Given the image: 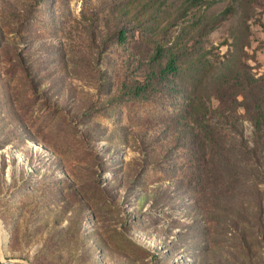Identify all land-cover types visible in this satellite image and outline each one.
Wrapping results in <instances>:
<instances>
[{"label":"rangeland","instance_id":"rangeland-1","mask_svg":"<svg viewBox=\"0 0 264 264\" xmlns=\"http://www.w3.org/2000/svg\"><path fill=\"white\" fill-rule=\"evenodd\" d=\"M212 1L0 0L1 260L264 264V118L226 95L192 123L179 79L128 93L142 39H158L141 16L152 2L174 35L227 9L202 48L216 71L264 79V0ZM127 11L126 43L102 48L92 32Z\"/></svg>","mask_w":264,"mask_h":264},{"label":"trees","instance_id":"trees-1","mask_svg":"<svg viewBox=\"0 0 264 264\" xmlns=\"http://www.w3.org/2000/svg\"><path fill=\"white\" fill-rule=\"evenodd\" d=\"M212 2V0H182L186 12L191 9L198 11L203 6L207 8ZM149 3L146 2V4ZM162 6L155 2L142 6L148 9L141 15H145L147 23L145 27L153 30L152 34L158 39L151 37L142 39L149 48L142 60H138L142 69L141 74L129 76L131 78L128 79V93L137 99H147L149 94L158 90L164 83L168 84L179 79L182 84L181 91L188 102L186 116L192 123H199L201 118L209 115L213 106L212 101H224L226 95L242 97L243 107L249 113L248 118H264L263 77H256L250 73L246 69L248 67L246 63L240 65L225 63L220 65L221 70L216 71V67L202 48L201 38L216 28L224 19L227 9L211 15L202 11L194 12L187 18L189 23L182 26L174 35L168 28L157 30L160 20L168 17L165 13L168 8H162ZM160 13H162L161 16ZM122 17L115 22L112 21L111 24L105 19L102 21L104 32L100 31L98 35L92 32L93 37L103 38H100L103 40L102 48L106 49L112 43H126V33L131 28L126 26L125 19L128 17L132 19L135 14L129 16L127 11ZM197 45H199L198 48H195ZM254 126L259 129L258 121L254 122ZM258 143L263 150L264 138L258 136ZM249 152H251L250 149ZM222 155L220 161H226L225 165L230 164V158L226 154ZM253 160L255 164H258L257 156H254Z\"/></svg>","mask_w":264,"mask_h":264},{"label":"water","instance_id":"water-1","mask_svg":"<svg viewBox=\"0 0 264 264\" xmlns=\"http://www.w3.org/2000/svg\"><path fill=\"white\" fill-rule=\"evenodd\" d=\"M0 264H29L26 261L20 260V259H6L1 260L0 258Z\"/></svg>","mask_w":264,"mask_h":264}]
</instances>
